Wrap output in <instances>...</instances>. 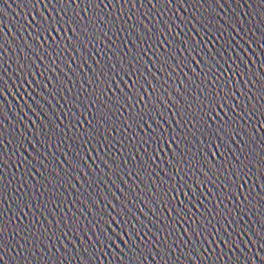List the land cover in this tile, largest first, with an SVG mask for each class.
<instances>
[{
  "label": "snow or ice",
  "instance_id": "obj_1",
  "mask_svg": "<svg viewBox=\"0 0 264 264\" xmlns=\"http://www.w3.org/2000/svg\"><path fill=\"white\" fill-rule=\"evenodd\" d=\"M124 2L127 3V0H124ZM147 2L153 8L157 6L170 8L169 5L174 3L187 5L188 8L203 5L202 0H155V2L154 0H147ZM213 2L221 4V0H213ZM27 3L30 5L29 13L23 18L18 31L22 35L27 32L28 37L31 38V43L25 41V47L40 58V64L44 68V71L41 72L42 76H45V73L49 71L56 72L57 69L67 76L64 67L57 63L65 53H68L72 63H69L68 59H65L63 63L70 70L74 71L72 64L77 61L78 57L83 56L84 63H88L89 44H92L93 41L100 42V33L95 32L92 27L97 21L107 29L103 31V35L110 40L112 37L108 33L112 32L115 35L120 27L119 24H113L110 19H106L105 15L100 14L101 5L107 10L109 6H115L114 0H27ZM119 3H121V0H115V4ZM41 4H43V11L40 8ZM49 9L55 10V15ZM33 11L36 14H32ZM81 12H83V16ZM29 15L31 20L28 19ZM181 23L185 27H181V24H177L175 20H172L171 26L166 25L167 35L158 25L154 26V32L153 29L145 26L146 31L149 33L148 40H152L153 43L148 45L147 50L141 47L140 51L147 55L148 51L155 48L156 44L164 49L163 53L157 49L154 54L155 58L151 57L149 59L151 66L139 52L134 53L132 49H128L126 57L121 59L117 55L115 63L112 62L111 56L108 58V66L115 73L111 80L107 78L104 69H100L105 76L104 80H100L96 70H93V76L98 82L97 87L88 91L81 86L80 93L73 97L75 101L79 102L80 107L77 108V112H80V115L83 116L88 127L85 128L84 124L80 123L75 115H73L71 127L65 125L71 135L65 136L57 142L67 143V140L71 139L72 145L69 147V152H72V157L69 158L65 154L64 159L68 164V168L61 167L64 173L68 175H71L69 169L83 173L84 168L81 167L80 162L87 165V158H91L92 151L95 150L97 153L96 159L100 160L110 171H114L115 175L120 176L119 164L117 163L116 169L113 170L109 160L105 159L109 150L114 147L109 138L111 137L112 141L122 146L123 137L117 139L112 136L113 131H124V135H127V132L130 131L135 138L134 143L127 146L131 157V167H129L130 161L128 160L124 161V166L128 169L129 179L135 175L140 183L137 184L133 181L132 185L129 186L128 182L124 181L125 188L129 189L128 193H125L116 180L109 176V180L120 191V195L117 196L112 193V199H107L106 195L101 194L100 199L107 200V204L103 209L100 208L98 201L91 194L88 197L97 208V212H93L92 208H88V212L92 214L94 221L98 219L99 224L103 225L99 228L100 234L95 237L96 243L100 245L99 249L93 244V254L99 264H105L109 253L115 260L117 258L116 252L122 254L123 257L120 264H148V257L151 256L153 260H156L157 254L161 257L157 264H167L164 258L168 256L171 245L165 239L163 246L156 247L154 253L153 248L155 245H153L151 239L146 238L151 234L159 242L161 236H158L141 217L151 222L157 231H167L169 237L174 234L179 235L177 229V225H179L180 228L184 229L185 234H188L190 228L197 238L203 236L202 244L204 242L209 244L216 241L222 242L227 251L222 252L220 257L214 260L211 259V256L208 257L205 264H209V262L211 264H221L224 256L228 252H232L233 248L239 251L240 242L237 241L236 237H241L243 231L244 234L248 235V240L243 241L245 248L248 247L250 242L252 248L256 249L255 254H252V249H248L249 255L244 256L241 253L239 257L229 256L225 264H264V219L257 217L250 229L247 227L241 229L236 213L220 208V204L227 199L223 193L213 194L214 199L206 204L207 197L204 196L203 189L199 194L196 191V187L201 184L205 187L209 183L217 184L221 177L226 176L225 191L237 196L236 187H239L241 189L240 194L243 195V185H247L253 179L250 175L251 170L245 171L247 164L240 163L238 165L233 163L231 159L221 162L217 160V155L224 157L225 149L232 151L229 142L234 141L235 137L239 136L241 132L252 141L259 139L261 143H264V136L260 135L264 132V103H262L264 101V61L257 59L260 61V68L256 72H253L249 67V63H255L249 58L245 60L237 55V59L240 61L237 64L232 56L233 51H235L233 45L236 48H241L240 41L248 43L247 40L236 33L235 29H231V35H226L227 22H224L226 27H218L210 16H205L199 9L194 11L191 18L186 22L184 18L181 19ZM187 25H191V27L188 28ZM175 29H179V31L176 32ZM241 31H243V28H241ZM193 32L196 33V36H199V40L192 35ZM181 33L184 34L183 37H181ZM261 35L264 36V32H261ZM161 37H163V40ZM169 37L172 38L169 39ZM237 37H239V40ZM253 42L255 43V41ZM4 43H6V37L3 31L0 30V51L3 50ZM115 43L113 40V44ZM133 44H135V41H133ZM165 44L167 47H165ZM209 44H211V47H209ZM95 46L93 44V47ZM125 47H127V44H125ZM248 47L252 48L249 44ZM70 49L74 50L77 55L72 56ZM21 52L23 54V49H21ZM177 53H179V56ZM114 55H116L115 52ZM244 55L247 56V53L245 52ZM261 55H264V52H261ZM2 59L0 57V60ZM45 60L50 61V63H45ZM171 61H175V64ZM96 63L99 65L100 62L97 61ZM117 65L119 66L118 71ZM88 66L89 68L92 67L91 64ZM2 67L3 65L0 64V69ZM36 67L39 70L40 65ZM20 68L24 70L25 65H20ZM229 72L232 73L231 76L228 75ZM173 74H175L178 83L174 81L169 84V81L173 80ZM237 75L241 77V80L247 76L248 82H251L254 77L259 87L256 88L254 84L253 88L256 90L253 91L247 88L246 83L245 89L241 90L239 81L235 79ZM161 76L167 78L161 79ZM116 77H119V82H117ZM120 82L123 83V88L120 87ZM112 83H116L119 95L113 92ZM0 84L5 86L0 88V98H6V81L3 80L2 76H0ZM33 84H35V87H33ZM89 84H92L91 79H89ZM66 85L65 82H61L57 75L45 76L43 81L37 79L36 73L28 68L19 82L18 91L23 89L24 94L21 95V99L23 100L24 96H27L47 116L39 103V101L44 100V97L40 95L41 91L46 95H52L53 93H59L61 88H67ZM233 88H235V91H233ZM29 89H31V92H29ZM36 89H40V91ZM108 92H113V95L109 96ZM32 93H35L36 99H33ZM173 93L179 99H174ZM237 93H239V98ZM245 98L247 103L244 102ZM253 98L256 100L255 103H252ZM169 101L175 111L169 108ZM29 107L31 108V106ZM72 107H76V104H73ZM81 109L84 111H81ZM129 109L131 110L129 111ZM238 109H242V112ZM169 111H172L171 119L168 116ZM117 113H119V116H116ZM68 115V113H65L66 117ZM113 116H116V119H113ZM245 117L246 124L248 121H253V117H255V120L247 128L240 123V119ZM173 122L175 127H173ZM76 123H80V129L82 130L78 129L77 132H72V128H75ZM106 124L108 127H105ZM55 129L57 136L60 137V128L55 126ZM2 137L3 134L0 133V149L4 148ZM36 139L43 145L44 141L39 134H37ZM241 140H243V136H241ZM11 142L9 141V143ZM137 142L140 147L147 145L144 148L147 160L144 156H139L140 148H136V154L140 161L139 165L135 163L137 157L131 155V149L135 147ZM29 143L32 144L33 149L39 155H43V153H39L35 143H32V141H29ZM97 144H99L98 148ZM89 145H91V148H89ZM197 145H199L198 151L193 152V148ZM19 147L24 148V151L27 152L23 141L20 142ZM213 148H215V151H213ZM85 151L87 152V158L83 154ZM241 152H245V149H241ZM161 153H163V157ZM262 153H264V148L260 149L259 152H254L256 162L253 167L259 165V175L255 177V186H258L261 193H264V155ZM209 154L211 159H209ZM232 155L237 161L240 160V157L236 156L234 151ZM29 156H32V153H29ZM32 160H36V156H32ZM157 161H160V163H157ZM201 161L203 162L202 165ZM38 162L43 163V161ZM0 163H7L3 156H0ZM21 163L27 164L29 162L21 157ZM93 163H95V160H93ZM164 164H167V169L171 170V175H169L168 170H165ZM156 168H159L160 172H163L168 179L160 180V187L155 188V193L148 189V195L155 200L156 204L164 205L169 213L167 219L149 204L147 198L139 196L137 193V189H140L141 192L144 191L140 187L141 184H144L147 188V182L152 180V176L160 175ZM193 168L196 169V172H193ZM45 169L47 171V165H45ZM52 171L55 177L60 176V173L55 169ZM89 171H91V166H89ZM0 173H3V168H0ZM42 175L49 184H54V181L49 179L47 175ZM233 177H235V180H233ZM120 179L123 180V176H120ZM241 180L243 185L239 183ZM153 187H155L154 182ZM81 188H83V185H81ZM252 191H255V188ZM6 193L7 187L3 175H0V199H7ZM201 197H204V199H201ZM259 198L264 201V195H259ZM77 199H79V196ZM237 199L239 200L238 196ZM243 199L246 202L245 207H248L250 211L253 209L260 211L261 215L264 216V210L258 209L255 203L249 201L247 195H244ZM253 199L255 200V197ZM113 200H115V203L112 202ZM134 200H141L144 207H147L152 216L157 217V220H153L152 216H149L144 208L140 207L139 203H133ZM217 200H219V203H216ZM210 204L214 207H210ZM198 205L199 207H197ZM17 207L21 215H27L24 212L25 208L31 211V204L23 198L17 201ZM109 208H111V211H108ZM243 211L242 208L241 212ZM137 212H139V215H137ZM173 213H175L174 216ZM229 215L232 216L231 221L227 219ZM251 219L252 217H249V220ZM2 221L3 217L0 216V251L4 247L3 242L7 233ZM157 221L163 223V228L160 227V223ZM89 223H92V221ZM226 223L227 228L225 227ZM185 224L188 227H184ZM234 224L236 227H233ZM76 226L78 227V225ZM145 229H147L146 232ZM228 229H232V231H228ZM85 235H87V232H85ZM209 237H211V241H209ZM20 246L23 247V245ZM113 248L116 249V252H113ZM105 249L108 251L105 252ZM204 251L207 252L208 249H204ZM101 254L104 256L103 260L100 259ZM196 255L200 259H204L199 250H197ZM187 258L190 261L192 260L190 254ZM168 261H171L170 256ZM0 264H6L3 255H0ZM80 264H85V261L81 260ZM88 264H95V261L89 257ZM107 264H113V261L109 260ZM172 264H176V262L173 261ZM192 264H195V261H192Z\"/></svg>",
  "mask_w": 264,
  "mask_h": 264
},
{
  "label": "water",
  "instance_id": "obj_2",
  "mask_svg": "<svg viewBox=\"0 0 264 264\" xmlns=\"http://www.w3.org/2000/svg\"><path fill=\"white\" fill-rule=\"evenodd\" d=\"M0 57L3 58L0 60V64L3 65L2 69H0V76L6 81V98H0V113H2L0 114V133L3 134L2 138L4 142V148L0 149V156H3V159L7 161L6 164L0 163V168H3V173H0V175H3L4 183L7 187V199H0V216L3 217L2 223L7 229L5 241L3 242L4 247L0 251V255L4 256L6 264H80L81 260L85 261V264H88L89 257L95 261V264H99V261L96 260L93 254V244L99 249L100 245L96 243L95 237L100 234L99 228L103 227V225L99 224L98 219L94 221L92 214L88 212V208H92L93 212H97L96 205L92 204L88 197L91 194L98 201L100 208L103 209L107 204V200H101V194L106 195L107 199H112V193H115L117 196L120 195V191L109 180V176H112V179L116 180L125 193H128L129 189L125 188L124 181H127L129 186L132 185L133 181L137 184L140 183L135 175L129 179L127 174L128 169L124 166V161L128 160L130 161L129 167H131V157L127 146L132 145L135 138L130 131L127 132V135H124V131H113L112 136H115L117 139L123 137V146L116 144L115 141L111 140V137L109 138L110 143L114 144V147L109 150L108 156L105 159L109 160L113 170L116 169V164H119L120 176H123V180L120 179V176L115 175L114 171H110L109 168L105 167L100 160L96 159L97 153L95 150L92 151L91 158H87L86 151L83 153L88 159L87 165L80 162L81 167L84 168L83 173L74 169H69L71 175L64 173L63 168H68L64 155L67 154L69 158L72 157V152H69L72 140L68 139L67 143L57 142L61 138L71 135L68 129L65 128V125L71 127L73 115H75L78 117L79 122L84 124L85 128L88 127L83 116L80 115V112H77V108L80 107L79 102L73 99L75 95L80 93L81 87L61 80L62 83L65 82L67 84V88H61L59 93L46 95L41 91L40 95L44 97V100L39 101V103L43 107L44 112L47 113V116H45L40 108L36 107L27 96H24L23 100L21 99V95L24 94L23 89H19L18 91L20 80L28 68L31 67L3 54H0ZM20 65H25L24 70H21ZM31 70L36 73L37 79L42 81L45 79V76L52 77L47 74L42 76L41 72L34 68H31ZM53 80L55 82L54 77ZM3 87L5 86L0 84V88ZM33 87H35V84H33ZM36 90L40 91V89ZM29 92H31V89H29ZM32 97L36 99L35 93H32ZM73 104H76V107H72ZM81 111L84 110L81 109ZM65 113L69 115L66 117ZM116 116H119V113ZM116 116H113V119H116ZM169 118L171 119L170 116ZM80 123H76L75 128H72V132H77L80 129ZM55 126L60 128V137L57 136ZM105 127H108V125L106 124ZM173 127H175L174 122ZM37 134L44 141L43 145L40 141H37ZM241 136H243V140H241ZM9 141L12 142L9 143ZM21 141H23L27 152L24 151V148L19 147ZM29 141L35 143L39 153H43V155H39ZM101 142L103 141L101 140ZM217 142L219 143V141ZM229 143L231 144L232 151L225 149V156L220 157L218 154L217 160L224 162L231 159L233 163L238 165L240 163L247 164L245 171L250 169V175H252L253 179L247 185H243L242 180L239 182L243 185V195L240 194L241 189L239 187H236L239 200L237 196H233L231 193L225 191L226 176L221 177V180L217 184L209 183L207 187L201 184L199 187H196V191L199 194L201 189H203L204 196L207 197V200H205L206 204L214 199L213 194L223 193L227 199L220 204V208L235 212L241 229L245 227L250 229L257 217L264 219L260 211H256L255 209L250 211L248 207H245L246 202L243 199V196L247 195L249 201L255 203L258 209L264 210V201L259 198V195H264V193H261L260 188L255 186V177L259 175V165L253 167V164L256 162L254 152H259L260 149L264 148V143H261L259 139L252 141L247 135L242 133ZM98 147L99 144H97ZM137 147L140 148L139 156H144L145 160H147V155L144 152V148L147 145L140 147V144L137 142L135 143V147L131 149V155L137 157L135 163L139 165V157L136 154ZM89 148H91V145H89ZM198 149L199 145L193 148V152L198 151ZM241 149H245V152L242 153ZM213 151H215V148H213ZM233 151L236 153V156L240 157L239 161L232 155ZM29 153H32V156H36V160H32V156H29ZM161 156L163 157V153H161ZM21 157L29 163L22 164ZM209 159H211L210 154ZM93 160H95V163H93ZM38 161H43V163L41 164ZM149 163L151 162L149 161ZM157 163H160V161H157ZM202 164L203 162L201 161ZM45 165L48 166L47 171ZM89 166H91V171H89ZM164 168L168 170L167 164H164ZM53 169L60 173L59 177L53 175ZM156 171L160 172V169L156 168ZM168 171L169 175H171V170ZM193 172H196L195 168H193ZM42 174L52 179L54 184H49L44 180ZM161 179L166 180L168 177H165L163 172H160L159 176L153 175L152 180L147 182V188H145L144 184H141L140 187L144 191L141 192L140 189H137V193L139 196L147 198L149 204L167 219L169 213L164 208V205L156 204L155 200L148 195V189H151L155 193V188L160 187ZM233 180H235V177H233ZM153 182L155 183V187H153ZM81 185H83V188H81ZM253 188H255V191H252ZM78 196L79 199H77ZM253 197H255V200ZM21 198L31 204V211L28 208L24 209L27 215L19 213L17 201ZM201 199H204V197H201ZM112 202L115 203V200ZM133 203H139L140 207L144 208V211L149 216H152V213L149 212L147 207H144V203L141 200H134ZM216 203H219V200ZM209 206L214 207L211 204ZM242 208L244 209L243 212H241ZM133 210L135 211L136 209L134 208ZM201 210L203 211L204 209L202 208ZM108 211H111V208ZM244 213L247 214L245 215ZM137 215H139V212H137ZM174 215L175 213H173ZM249 217H252V219L249 220ZM141 219L150 228H153V231L158 236H161L159 242L151 234L146 238L151 239L153 245H155L153 248L154 253L156 252V247L163 246L165 239L171 245V249L168 250V256L164 258L167 264H172L173 261L176 264H192V261H195V264H205V260L208 257L211 256V259L214 260L215 258H219L222 252L227 251L224 244L220 241L211 242V244L204 242L202 244L203 236L197 238L190 228L188 234H185L184 229L177 225L179 235L174 234L169 237L167 231H157L151 222L144 217H141ZM152 219L157 220V217L152 216ZM227 219L231 221L232 216L229 215ZM90 221L92 223H89ZM157 222L163 228V223ZM184 227H188V225L185 224ZM225 227L227 228V223ZM233 227H236V225L234 224ZM144 231L146 232L147 229ZM228 231H232V229H228ZM85 232H87V235H85ZM241 237H236L237 241L240 242L239 251L233 248L232 252H228L224 256L221 264H225L228 257L232 255L237 257L241 256V253L244 256L249 255L248 249H252V254H255L256 249L252 248L250 242L247 248L244 246L243 241L248 240V235L242 231ZM209 241H211V237H209ZM20 245H23V247ZM204 249H208V251L205 252ZM197 250H199L200 255L204 259L197 257ZM104 251L107 252L108 250L105 249ZM113 252H116L115 248H113ZM189 254L192 256L191 261L187 258ZM116 256L117 258L113 260V256L109 253L105 264L109 260H112L113 264H120V260L123 259L122 254L116 252ZM169 256L171 257V261H168ZM100 259H104L102 254L100 255ZM160 259L159 254L156 255V260H153L149 256L148 264H157Z\"/></svg>",
  "mask_w": 264,
  "mask_h": 264
}]
</instances>
